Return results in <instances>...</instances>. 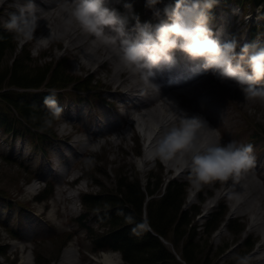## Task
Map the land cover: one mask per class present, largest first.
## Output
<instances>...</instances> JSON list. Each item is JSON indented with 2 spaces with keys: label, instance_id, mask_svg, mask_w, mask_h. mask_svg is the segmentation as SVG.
Wrapping results in <instances>:
<instances>
[{
  "label": "rangeland",
  "instance_id": "obj_1",
  "mask_svg": "<svg viewBox=\"0 0 264 264\" xmlns=\"http://www.w3.org/2000/svg\"><path fill=\"white\" fill-rule=\"evenodd\" d=\"M120 1L108 0V3L128 15L129 12L121 10ZM144 3L139 5V9L144 8L140 16L143 14L145 17L141 20L151 19L155 22L153 9L146 7ZM59 4L62 8H69L71 0H62ZM23 6L31 9L37 27L33 25L34 30L20 37L17 48L18 52L21 50L19 45L30 49V55L34 58L31 66L35 64L42 67L43 64L50 63L54 67L57 61L67 57L64 65L69 73L82 79L92 73L96 80L93 83H98L100 88L88 92L74 87L73 83L61 89L41 87L40 91L55 92L59 104L63 106L58 119L62 120L63 117L68 116L71 108L72 116L77 118L73 123L76 124L75 128L72 122L68 125L63 124L61 120L57 122L55 132L59 136L58 139L44 142V147H47L49 152L46 158L37 150V146H34L37 143L44 145L43 142L35 140L36 142L33 143L26 137L0 134V239L10 247L7 254L1 256L2 264H36L37 254L43 255L45 257L43 261L50 264H124L119 251L95 252L96 244L90 237L92 231H88L83 224L91 226L94 231H101L104 227L93 218L94 212L90 211L91 214L86 215L89 209L86 210L82 204L80 193L89 191L99 194L104 192L105 187L115 189L118 173L125 176L126 173L130 175L138 171L144 184L151 174L155 181L158 179L156 177L160 176L164 182L172 176L177 179H189L190 170L187 168V172L179 173L181 163L177 166L172 160L170 162L158 158L154 161L143 160V166H138L147 143L146 137L150 134L148 128L153 125V120L144 124L139 118L144 119L148 111H155V115L157 113L160 116L165 115L163 121L166 123L168 115L172 112L171 106L181 112L187 111L189 115L198 114L206 118L210 127L207 128L208 131L204 136L220 139L224 143L236 140L239 143L252 145L254 162L243 172L254 181L250 180L251 182L243 185L252 184L253 196L263 194L259 204L263 209L261 219L264 221V98H246L234 79H222L213 72L200 76L189 87H167L165 77L168 73L166 74L165 70L177 66L182 61L185 55L180 51L176 52L177 60L174 65L166 68L168 64L162 63L155 67L152 81L123 66L118 55V42L115 47H106L97 42L96 45L99 44L101 50L94 60H90V52L96 50L95 46L89 47L87 44L93 39L90 34L81 32L77 36V39L81 38L86 42L83 46L76 49L67 48V46H76L77 42H69V38L65 36L63 31L64 28L66 29L63 23V20L66 22L65 17L61 16L63 29H47L44 33L43 20L49 10L41 4L31 3L28 7H25V4ZM23 6L17 4V0H0V10L4 12L1 24L6 26L13 14L11 9L19 13L18 8ZM230 6L231 9L228 8L230 11L221 8L216 16V18L220 16L223 21L220 32L217 31L222 38H230L234 31L240 43V38L247 36L249 26L261 23L264 28V11H259L255 5L250 4L244 13L242 10L240 12L233 2ZM36 11L42 12L41 16H37ZM134 24V21L128 20L127 28L130 32ZM40 25L41 31L38 30ZM46 25L49 28V24ZM246 42L250 41L245 38L243 44ZM253 42L264 44L261 39ZM13 55L14 53L7 57L3 67L11 64L15 58ZM88 61L90 63L86 64ZM162 67L164 68L161 70ZM157 72H162L166 76H159ZM259 86H264V82ZM160 89L165 91L169 99L163 107L162 114L159 108H155V104L159 101L157 99L150 101ZM58 90L62 91L63 99L59 98ZM100 91L107 100L114 101L115 105L111 106L104 102L103 98L97 97ZM79 96L83 99L80 100ZM76 101L79 103L77 104ZM90 122L94 123L95 130H100L99 136L87 131ZM164 132H157V140L152 147L158 143ZM89 139L91 143L86 144ZM72 173L75 175L72 176ZM37 175L47 178V181L52 178L50 181L54 184V192L47 200L34 198V195L45 186L44 179L40 182V189L28 185L32 177ZM77 175L79 180L74 184L71 181ZM236 180L234 176L226 182L214 178L199 186L192 184L187 189L188 194L184 204L185 207H190L195 203L201 207V213L196 219L199 224L204 223L214 212L226 213L221 227L211 238L215 247L230 244L229 249L219 257L220 264H228L230 260H237V264H241L240 258L245 256L248 258L247 264H264V225H252L256 221L254 218L256 214L251 210L246 211L248 204L240 203L239 207H235L237 199L242 196V191L244 192L236 185ZM198 188H201V194L194 193ZM77 192L80 195L74 197ZM241 202L248 203L243 199ZM232 208L234 213H231ZM83 213V219L79 220L78 216ZM235 222L239 225H234ZM243 225L244 229L237 234ZM11 230L19 234L18 238L14 237ZM69 234L74 235L73 238L59 253L62 246L61 236L66 238ZM248 236L255 240V243L245 254L247 246L244 242ZM163 241L166 248L176 252L173 248V240ZM201 243L202 249L206 252L208 246L205 245L204 240ZM65 251L69 257L63 256ZM28 255L29 259L26 260L25 257ZM104 257L105 261L102 260ZM177 257L179 258L178 255Z\"/></svg>",
  "mask_w": 264,
  "mask_h": 264
},
{
  "label": "trees",
  "instance_id": "obj_2",
  "mask_svg": "<svg viewBox=\"0 0 264 264\" xmlns=\"http://www.w3.org/2000/svg\"><path fill=\"white\" fill-rule=\"evenodd\" d=\"M167 2L168 0H165V3ZM223 2L222 8H229L233 2L243 11L250 4L264 11V0H223ZM218 4L212 9L213 19L217 16ZM119 6L125 9L124 0L120 1ZM160 7L163 8V4H160ZM136 9L134 11L139 15L144 10L143 7L141 11L139 7ZM127 12L129 18L135 20L131 11L127 10ZM142 17L145 16L142 14L140 18ZM260 27L263 28L258 25V28ZM256 32L257 29L253 27L251 38L257 35ZM233 35L236 36L234 31ZM17 37L15 31L0 25V89L2 90L0 127L8 133L27 136L33 141L41 140L44 143L55 134L53 125L57 116H54L44 104V97L50 91L41 92L39 89L43 86L61 89L73 83L74 87L89 92L97 90L100 85L94 84L96 80L91 74L82 79L69 73L64 65L66 57L57 61L54 67L50 63H45L42 67L35 64L31 66L34 58L30 55V49L23 46L18 52ZM13 53L15 58L11 64L3 67V62ZM3 86L6 90L2 89ZM16 88L25 89L20 91ZM100 96L101 92H98V97ZM49 120L51 123H48ZM38 147L43 148V146ZM118 177L115 189L105 187L103 193L82 195L89 209L86 215L91 214L90 211L94 212L93 218L104 227L101 231H94L91 226L83 224L88 231H92L90 237L96 244L95 252L107 249L119 251L124 264H220L219 257L229 249L230 244L215 247L211 238L221 227L226 213L214 212L204 223L199 224L196 218L201 213V207L195 203L190 207H185L184 204L188 194L186 182L174 179L164 188L165 183L161 176L156 177L159 180L155 181L153 174L149 175L146 184L140 179L138 171L130 175L126 173L125 176L118 173ZM52 193L53 188L49 183L47 189L38 198H48ZM234 225L239 224L235 222ZM243 229L244 225L237 234ZM61 237L62 246L59 253L73 235ZM165 239L173 240V248L177 253L166 248L163 241ZM203 240L209 248L206 252L202 249ZM254 243L255 240L250 237L245 239L244 244L247 246L245 254L252 249ZM8 249V244L0 239V264H2L1 256H5ZM44 259L43 255L37 254L36 264H50L45 263ZM237 263V260H230L228 264Z\"/></svg>",
  "mask_w": 264,
  "mask_h": 264
},
{
  "label": "clouds",
  "instance_id": "obj_3",
  "mask_svg": "<svg viewBox=\"0 0 264 264\" xmlns=\"http://www.w3.org/2000/svg\"><path fill=\"white\" fill-rule=\"evenodd\" d=\"M34 0H28L29 5ZM219 0H145V6L153 9L159 19L142 21L131 0H124V7L135 19L133 30L127 28L129 16L111 6L108 0H71L67 8V24H76L90 34L92 44L97 42L115 47L124 67L151 80L155 67L164 63H176L180 51L198 62L204 70H211L218 77L232 78L246 98H264V44L246 42L239 44L235 36L222 38L211 26L212 9ZM163 4V8L158 5ZM35 23L31 9L21 7L13 13L6 27L18 34L27 35ZM152 81V80H151ZM54 116H59L63 106L55 92L44 97ZM177 123L151 147L150 160L179 161L188 168L190 182L199 186L214 178L222 180L238 176L252 166V145L230 140L226 143L201 132L210 127L202 115H189L182 111ZM51 123V120L48 121ZM142 167V162H138ZM241 257V264H247Z\"/></svg>",
  "mask_w": 264,
  "mask_h": 264
},
{
  "label": "bare ground",
  "instance_id": "obj_4",
  "mask_svg": "<svg viewBox=\"0 0 264 264\" xmlns=\"http://www.w3.org/2000/svg\"><path fill=\"white\" fill-rule=\"evenodd\" d=\"M21 1H28V0H21ZM59 1H62V0H50L45 6L49 10V12L44 16V20H43L44 26H45L44 33L46 32L45 30H47V29L48 30H53V29L58 30L60 28L63 29L64 26H65L66 29L64 28L63 31L65 32V36L69 38V42H77L76 46H72V47H68L67 46V48L76 49L78 47L83 46L86 42L83 39H81V38L77 39V36H79L80 33L83 32L78 27V25H76V24H67L64 20H63V23L65 25L64 26L62 25V18L63 17L66 18L67 17V10H66L67 8L60 7L59 6L60 5ZM143 2H144L143 0H134V3H133L134 8H133V10H137L136 8H138L140 4H143ZM223 5H224L223 0L222 1L219 0V4H218V9L217 10H219V8L222 7ZM158 7H160V5H158ZM226 9H228V8H226ZM0 12H1V10H0ZM12 12L16 13V11H13V10H12ZM41 14H42V12L38 13L37 16H41ZM61 16H62V18H61ZM219 17L211 20V26L217 31L219 30V28H221V26H222L221 24L223 23L222 19L219 18ZM155 19L158 20L159 18L155 17ZM46 23L49 24V28L47 27ZM38 30L41 31L40 29H38ZM83 34H85V32H83ZM258 34H259V37H261V39H262L261 41H264V29L263 28L259 29ZM87 44H89V47H90V45L92 47L95 46L96 50H93L94 52H90V56H91L90 60H94V58L97 57L98 52L101 50L100 49L101 46L99 44L98 45H93L92 42L87 43ZM103 46L108 47V45H103ZM89 63H90V61H88L86 64H89ZM93 74H94V72H93ZM151 85L153 86V84H151ZM2 89L6 90V87L3 86ZM1 92H2V90L0 89V93ZM156 99L159 102H157L155 104V108L156 107L159 108L160 114H162L163 111H164L163 107H165V103H167V101H169V99H168V97H166V93L162 89H160L159 92H157V95L155 97L151 98L150 101H154ZM171 111H172L171 115H168L169 117H168V120H167L166 123H164V121H163V118L165 117V115H161L160 116L159 113H157V115H155V113H156L155 111H148L147 114H146V118H144V119L142 117L139 118V120L142 123H144V124H146L147 121H150V120L152 121L153 120V125L152 126H150L148 128V125H147V128L150 129V131L148 130V132L150 133L149 134V139L150 138L154 139V141H150V143H154L157 140L156 139L157 132H160V131L161 132H164V131L166 132L168 130V128H170L173 123H177L179 121L180 116L183 115V113H181L180 110L178 111L172 106H171ZM54 121H55V119H54ZM207 131H208V129L202 130L201 135L204 136V134H206ZM0 134L4 135V136L8 135V134L5 133V131L2 128L0 129ZM44 146H45V144L43 145V148L40 150V152H41V155H43V157L46 158V156H47V154L49 152H48V148L44 147ZM146 154H147V150H146ZM143 160H144V157H141L140 158V162H143ZM170 161L171 160H169V162ZM174 163H176L177 166L180 165V162H178V161H174ZM233 177L234 176H230L228 179H226L224 181L225 182L229 181V179L233 178ZM236 178H237L236 185L240 186L242 188V190H244V192L241 190L242 191V194H241L242 196L237 199V201H236L237 204H235V207H239L240 203L241 204H248V206L246 208V211L251 210L252 212H255V214H256V216L254 217L256 221L253 222L252 225H264V221L261 219L262 216H263L262 213H261V212H263V209L261 208V205L259 204L261 202V199H262L261 196L263 194L260 193V196H259V194L257 196L256 195L253 196V193H252L253 190L251 189L253 187L252 184L250 183L249 186L248 185H243V184H246L247 182H249L250 180L254 181V179H251L249 176L245 175L244 172H242L240 174V176L239 175L236 176ZM72 183H74V184L76 183V179L75 178L72 180ZM254 183H256V182H254ZM35 189H37V188H35ZM40 194L41 193L38 192L37 194L34 195L37 200H40L38 198ZM244 196H245V198H244ZM258 196H259V199L257 198ZM242 199L244 201H247L248 203L241 202ZM233 210H234V208L231 209V213H234ZM263 243H264V241H263ZM66 253L67 252L65 251L63 253V256L66 257V255H68V257H69V254H66ZM25 259L26 260L29 259V255L26 256ZM102 260L105 261V257Z\"/></svg>",
  "mask_w": 264,
  "mask_h": 264
}]
</instances>
